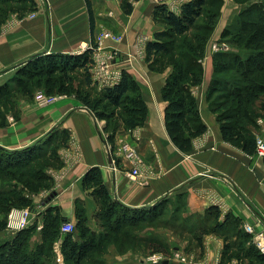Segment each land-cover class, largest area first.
<instances>
[{"label": "crops", "instance_id": "crops-1", "mask_svg": "<svg viewBox=\"0 0 264 264\" xmlns=\"http://www.w3.org/2000/svg\"><path fill=\"white\" fill-rule=\"evenodd\" d=\"M130 1L133 11L126 14L122 0H91L93 30L85 0H34L35 5L9 12L0 24V88L8 85L16 89L17 77L30 59L75 54L81 43H90L105 28L123 35L120 42L107 39L105 51L115 53L113 67L117 71L126 69L138 80L149 107L144 125L117 134L112 142L107 122L98 119L77 95L65 94L55 103L41 106L34 97L39 87L33 95L16 90L12 96L15 103L0 117V146L11 151L46 143L47 153L54 147L57 153L55 164L46 169L51 185L32 195L33 204L42 208L44 216L51 209L76 221V209L83 201L89 225L95 224L97 201L83 178L96 166L102 169L111 197L128 207L150 208L166 198L176 201L184 216L196 220L217 206L219 219L232 214L243 228L251 224L258 231L264 230V159L223 138L207 99L213 58L207 59L203 82L191 88L207 131L193 140L191 151L185 152L173 143L164 120L162 88L171 66L162 72L149 69L137 46L139 38H145V45L155 38L153 12L158 2ZM31 12L35 17L28 16ZM123 140H130L143 159L145 169L137 180L129 178L132 166L124 154L111 151ZM44 216L39 219L45 220ZM205 239L202 264H216L223 240L216 233ZM54 243L61 248V241ZM108 255L112 257L110 264H121L124 259L112 248Z\"/></svg>", "mask_w": 264, "mask_h": 264}, {"label": "trees", "instance_id": "trees-1", "mask_svg": "<svg viewBox=\"0 0 264 264\" xmlns=\"http://www.w3.org/2000/svg\"><path fill=\"white\" fill-rule=\"evenodd\" d=\"M122 1L124 12L131 14L132 2ZM214 1L217 3L220 0H213L212 4ZM238 1L244 6L230 28L232 31L229 29L225 37L228 44L240 51L229 48L213 55L214 76L207 99L211 111L218 118L223 138L247 153L255 154L257 121L259 117H264V0ZM85 2L93 30V3L91 0ZM209 2L211 0L186 1L178 13L171 11L166 3L157 4L153 15L166 26L155 32L154 40L146 43L149 68L162 72L172 67L162 88L166 102L164 120L173 143L185 152L191 151L193 140L207 131L191 88L201 84L204 79L201 58L208 35L201 36L197 32L189 37V32L196 25L201 30L206 28L204 22L198 25V20L204 15ZM28 5H35L34 0H0V24L9 12L23 11ZM208 14H215L214 10ZM180 37L182 39L179 40ZM241 49L245 50L244 54ZM93 52L90 49L75 54H45L30 59L17 77L16 89L1 86L0 117L6 114L8 106L15 103L12 96L16 90L33 95L34 89L39 87L49 94L77 95L98 119L107 122L112 142L117 134L144 125L149 107L138 80L123 69L121 80L116 85L97 89L90 72ZM76 73L80 74L81 82L75 77ZM2 106H5V110H2ZM45 145L11 151L0 146V212L5 213L12 207L33 206V199L26 195V191L51 185L46 169L55 164L57 153L56 147L47 153ZM83 182L86 188L92 189L91 195L99 204L95 216L104 230L98 232L89 227L86 207L82 201L79 202L76 209L77 230L65 233L61 240L64 261L57 264H95L98 256L107 252L111 242L117 240L124 243V235L128 233L119 232L127 229L128 225L136 228L140 217L135 213L151 209L153 213L148 216L154 218L159 215L161 205L170 201L165 198L153 207L140 209L123 205L111 197L103 181L102 169L96 166L86 173ZM178 208L174 206L171 210L180 214ZM129 212L135 215L129 217ZM220 214V208L211 206L205 215L186 223L195 227L200 225L197 233L199 240L202 234L209 233L225 238V260L234 257L239 264H264V252L253 243L252 235L241 226L240 220L232 214L219 219ZM44 217L42 242L32 249L31 237L35 234L36 224L20 230L15 238L9 240L10 243L0 246V264H51L54 261V242L61 237L60 227L66 218L59 211L53 212L51 209ZM161 243L152 239L149 247L153 251L162 250L164 246Z\"/></svg>", "mask_w": 264, "mask_h": 264}, {"label": "rangeland", "instance_id": "rangeland-1", "mask_svg": "<svg viewBox=\"0 0 264 264\" xmlns=\"http://www.w3.org/2000/svg\"><path fill=\"white\" fill-rule=\"evenodd\" d=\"M156 1L158 2V0H156ZM212 3H213V0H211V2L208 3V6L206 7V9L203 13L204 15L198 20L199 21L198 25H200L202 22H204L206 24V28H203V30H201V29H198L197 25H196L194 27V29L191 32H189V35H190L189 37H193V35L196 34L197 32H199V34L201 36H203V34L208 35V41L205 42L206 45H205L204 55L201 58L202 64L204 67V71H205L207 59L213 58V55L215 53H217L221 50L229 49V48H230V50L232 48H235L236 50L240 51V49H238L237 47H234V46L228 44L227 37H225V35L228 33V30L236 22L239 14H240L239 12L241 11V9L244 6V3L240 2V1L237 2V0H220L217 3L215 1H214V4H212ZM158 4H159V2H158ZM122 8L124 10L123 5H122ZM210 10H214V13H215V14H213L214 16L211 14H208V12ZM35 15H36V13H35ZM154 22L156 23L157 31L163 30L164 27L166 26L160 20H157L155 17H154ZM205 24L203 26H205ZM103 30H100L99 33H101V31H103ZM106 30H109V29H106ZM198 30H200V31H198ZM109 31H111V30H109ZM119 34H117V35H119ZM216 34H218V35H216ZM120 35H122V34H120ZM215 35L217 37H215ZM122 38H123V35H122ZM141 39L140 38L138 39L139 41H137V46H138L139 51H140V57H142V58H144V60H146L147 45L144 44L145 38L142 40ZM180 39H182V38L180 37L179 40ZM93 41H91L90 43H93ZM84 43H86V42H84ZM223 46H226L225 49H220V47H223ZM241 51L243 54L245 53V50L241 49ZM146 62H147V60H146ZM213 64H214V58H213ZM148 68H149V63H148ZM112 69L116 70L114 67H112ZM149 69H151V68H149ZM151 70H153V69H151ZM213 70H214V65H213ZM153 71L159 72L157 70H153ZM212 74H213L212 75V79H213V76H214L213 71H212ZM79 75H80L79 73H76L75 77H77L78 81L81 82L82 79ZM96 86L98 87L97 84H96ZM39 90L44 91L46 93L44 88H38L35 91V93ZM35 95H34V97H35ZM55 95L58 97V99H57V101H58L65 94L61 93V94H55ZM2 107H3L2 110H5V106H2ZM7 110L8 109H6L5 111L7 112ZM257 122H258L259 127L255 130L256 137H257V135L264 136V132L262 131L264 129V117H259ZM123 132H125V131H123ZM122 133H120V134H122ZM124 142L131 143L130 140H123V142L120 143L117 146V148L115 146H112L111 151H113V152L115 150L121 151L120 148ZM133 147L135 148L134 145H133ZM139 155H140V153H139ZM255 155L257 157L261 158V156L257 155L256 152H255ZM143 164L144 163H143V159H142V161L140 163V169H139L140 172L136 176V179H133V180H137L139 175L142 174L143 170L145 169ZM0 187H1V185H0ZM43 188H45V187H43ZM43 188H41L40 190L32 191V192L26 191V195L32 199V195L34 193L38 192V194H39L40 191L44 192L45 189L42 190ZM45 195H46L45 193L44 194L42 193V196H45ZM32 205L33 206H30V207H32L33 209H36V211L38 210L34 214V220L37 223L39 218L41 216H44L43 214H45V213H42L41 207L37 206L36 204H32ZM83 205L86 206V204L84 202H83ZM97 206L99 209L98 202H97ZM161 206L162 207H160V210L162 212L160 211L158 213L159 215L155 216L154 218H152V217L149 218V216H148V215L153 213L151 211V209L145 210V211L140 212V213H135V214L139 215L138 217H140V221H138L136 226H135L136 228L133 229L130 225H128L127 229L119 232L120 234H125L126 232L128 233L127 235H124V237H125V238H123L124 243H122L121 241H117V240H115L114 242H111V244L108 247L107 252L101 256H98V258L96 259L97 263L95 262V264H107V263L110 264V262L112 261V257H109V255L108 256H106V255L108 254V251L111 250V248L116 250L117 253L124 256V259L121 260V264H150L149 262H147L146 258H148V256H152L153 254H156L157 252H160L161 254H163L167 257H170V258L172 257L176 261V264H202V263H204L203 257H204V252H205V242H206L205 238L207 236L211 235L212 233L202 234L200 240L197 239V233L200 229V225L196 226V227L192 226V225L190 226V224H188L186 222H192L193 219L186 218V216H184V213H182V212L180 214H178L179 212L177 214H175L172 210H173L174 206L175 207L177 206L176 201L170 200L168 204H163ZM12 208H17V207H12ZM129 213L130 214H127V215H129V217H132L133 215H135V214H132V212H129ZM160 213H162V214H160ZM12 214H14V216L12 217L13 218V220H12L13 224L11 226H9L7 222L10 220V215H12ZM185 219H186V221H185ZM22 220H23L22 212L13 213V212H10V210L5 212V213L0 212V246L5 244L6 242L10 243L9 240L15 238V235L17 233L16 234L13 233L14 232L13 230H15L17 225H19ZM76 221H77V218H76ZM76 221H73L75 223V225H76ZM30 227H32V226H30ZM89 227H91L93 230H97L98 232L104 230V228L100 226V223L97 222V220L95 221V224H93V225L90 224ZM41 231L42 230H40L36 227L35 234L31 237L32 238V240H31L32 249H35L36 246L42 242V232ZM76 235H77V233H76ZM64 236H65V234L62 233L61 237L59 239H57L55 242L61 241L64 238ZM113 236H116V235H113ZM218 237H220L223 240V245L221 247L222 249L220 252L221 253L220 259H218L216 261V264H239V262H238L239 260L237 258L231 257L230 260L224 259L225 257H224L223 252H224V247H225V238H223L221 235H218ZM152 239L159 240L160 242H162L161 244H163L164 248L162 250L153 251L149 247L150 241H152ZM53 251H54V256H53L54 261L51 264H54V262H55V264L56 263H62L64 261V258H63L62 252H61V248L60 247L58 248V246L56 244H54ZM177 253H179L181 258L177 256ZM117 255L118 254H116V257H117Z\"/></svg>", "mask_w": 264, "mask_h": 264}, {"label": "built area", "instance_id": "built-area-1", "mask_svg": "<svg viewBox=\"0 0 264 264\" xmlns=\"http://www.w3.org/2000/svg\"><path fill=\"white\" fill-rule=\"evenodd\" d=\"M159 3H167L169 9L175 13H178L180 10L181 5L185 2V0H158ZM29 16L34 17L35 12L29 13ZM122 38V35H117L113 31H109L104 29L97 35L93 43H82L80 45V50L77 53H83L87 50L93 49L92 54V63L90 67L91 77H93L94 82L98 85L99 88L104 89L107 86H114L121 80V71H117L112 69L115 53L106 52L105 51V41L107 39H111L115 42H119ZM226 46L220 47V49H225ZM36 102L41 106H46L53 104L57 101L58 97L55 94L45 93L44 91H37L35 93ZM121 151L124 156L130 161L132 168L128 171V175L131 179H136V176L140 172V163L142 161L141 156L139 155V151L133 147V145L129 142H124L121 146ZM256 154L261 156L264 159V136L257 135L256 137ZM38 211V210H37ZM36 209H33L30 206L27 207H19V208H12L10 212H22L23 220L20 222L19 225L13 230V233H18L20 230L28 228L32 225L36 224V227L42 230L44 221L39 219L38 222L34 220V214L37 212ZM14 214L10 215V220L7 222L9 226L13 224V217ZM61 231L62 233H69V232H76L77 228L75 223L71 220L66 219L61 224ZM248 233H250L253 237V243L256 244L258 249L261 252H264V230H256V228L251 224H246L244 228ZM177 256L180 257L179 253ZM181 258V257H180ZM169 260L170 262H174L175 260L171 257H167L160 252L153 254L152 256H148L146 258L147 262L150 264H162L164 260ZM61 260V259H60ZM59 260V261H60ZM176 263V261L174 262Z\"/></svg>", "mask_w": 264, "mask_h": 264}, {"label": "water", "instance_id": "water-1", "mask_svg": "<svg viewBox=\"0 0 264 264\" xmlns=\"http://www.w3.org/2000/svg\"><path fill=\"white\" fill-rule=\"evenodd\" d=\"M162 264H176V263H174V262H170L169 260H164L163 262H162Z\"/></svg>", "mask_w": 264, "mask_h": 264}]
</instances>
